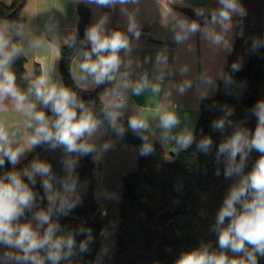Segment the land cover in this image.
<instances>
[{"label": "clouds", "instance_id": "9594fccd", "mask_svg": "<svg viewBox=\"0 0 264 264\" xmlns=\"http://www.w3.org/2000/svg\"><path fill=\"white\" fill-rule=\"evenodd\" d=\"M72 2L113 11L119 7L126 17V27L109 28V14H102L86 28L83 39L75 33L59 45L52 65L42 67L39 75L18 78L13 65L28 51L46 50L51 39H59L57 25L46 24L43 34L32 38L22 23H0V169H5L6 163L11 165L0 172V264H77L76 257L91 251L89 245L94 237L90 227L65 229L59 221L83 202L87 182H82L77 172L80 160L91 156L92 162L99 165L114 147L111 139L100 142L102 137L112 132L123 139L129 131L141 140V157L154 155L157 143L163 150L173 149L171 153L176 156L193 145L206 156L215 149L214 162L223 164L224 178H236L209 228L217 237L218 249L211 242L204 243L182 252L175 264H259L264 258V99L249 111L256 118L254 130L246 126L245 120L232 119V105L213 99L221 86L226 96H237L246 89V83L233 75L242 69L243 56L233 60L230 71H225L226 59L234 51L237 38L244 40L251 54L264 49V37H245L248 12L241 0H215L214 8H194L196 19L170 10L168 29L177 48L194 51L190 41L199 36L214 56L224 58L222 70L213 75L203 72L195 80L185 79L192 74L190 67L173 69L168 57L160 52L143 60L133 56L142 35L133 11H138L141 0ZM64 47L72 49L79 61L76 71L70 68L74 88L64 83L56 68ZM102 86L99 109L96 101H85L80 95ZM189 92L195 95L197 108L204 103L207 109L221 113L211 121L213 132L224 134L232 129L219 144L202 130L197 138L192 118L180 115L182 105L176 100ZM145 94L161 101L154 114L147 116L141 111L144 105L132 101V97ZM209 100L211 104L205 103ZM9 110L20 117L14 131L3 118ZM38 147L61 150L63 175H57L52 164L40 159L39 154L23 168H17ZM253 151L259 156L245 173ZM172 158L168 155L167 159ZM214 175H221L219 167ZM38 177L43 195L35 190ZM101 197L118 198L106 189L97 193V199ZM100 235L107 238L109 232L102 229ZM77 236L84 239L78 243ZM105 257H111L107 243L94 264H103Z\"/></svg>", "mask_w": 264, "mask_h": 264}, {"label": "trees", "instance_id": "16d2710c", "mask_svg": "<svg viewBox=\"0 0 264 264\" xmlns=\"http://www.w3.org/2000/svg\"><path fill=\"white\" fill-rule=\"evenodd\" d=\"M26 3L27 0H13L9 5L0 2V16L8 20V15L15 8L21 6L22 9ZM241 3L248 12L244 20L245 37H264V0H241ZM77 10L79 23L73 35L76 33L78 39H83L86 28L90 26V9L84 4H79ZM22 22L23 18L20 16V23ZM247 48L244 40L237 38L234 51L229 55V63L239 56L244 57L242 69L233 75L237 81L246 83V89L237 96H226L221 86V90L213 99L221 104L232 105L235 108L232 119L237 122L245 120L246 126L254 130L256 118L251 116L249 111L258 100L264 99V49L258 54H251ZM62 51L60 73L64 83L74 88L70 76L74 53L67 47ZM26 63L25 56L13 65L18 78L29 74ZM40 70V65L36 64L34 74L39 75ZM226 71H230L229 66ZM18 83L24 87L19 79ZM102 88L103 86L94 91L80 92V95L85 101H96V107L99 109L98 97ZM205 103L211 104L212 100ZM200 109L201 115L195 127L197 138L202 130L203 134L211 135L214 142L219 144L232 129H227L224 134L213 132L211 121L221 113L207 109L204 103L200 104ZM124 123L126 126V119ZM111 135L118 145L134 146L138 152L141 140L130 131L123 139L117 138L112 132ZM44 148H36L27 159L17 165V168H22L33 155ZM258 156L259 153L255 151L251 153L245 173L251 170ZM214 157L215 149L211 155L206 156L197 152L193 145L169 161L159 143L156 144L154 155H138L137 171L125 174L123 178L120 220L115 227L106 224L95 199L97 165L92 162L91 156L82 158L77 172L80 180L87 182V189L82 194L83 202L59 222L65 229H75L81 225L92 229L94 242L89 245L91 251L84 254V264H94L96 255L105 243L110 245L111 257H105L103 264H175L182 252L204 243L211 242L212 247L218 249L217 237L209 228L215 223L216 213L236 178L226 180L223 176V164L217 165ZM217 167L221 169V175L218 177L214 175ZM10 168L11 165L6 163L5 169H0V172ZM39 179L38 177L35 190L43 195ZM102 229L115 231L118 235V245H114L109 237H102ZM76 239L80 241L84 237L77 236ZM229 255L232 253L229 252ZM259 264H264V258L259 260Z\"/></svg>", "mask_w": 264, "mask_h": 264}, {"label": "crops", "instance_id": "0c3cea01", "mask_svg": "<svg viewBox=\"0 0 264 264\" xmlns=\"http://www.w3.org/2000/svg\"><path fill=\"white\" fill-rule=\"evenodd\" d=\"M70 1L72 2V0ZM169 1L170 0H166V2L164 0H141V3L137 6L138 11H133L135 22L141 25L142 28V35L138 41V47L133 53V56L143 60L145 56L154 58L156 52H160L163 56L168 57L169 64L173 69L179 67L191 68V76L186 77L185 79L195 80L203 72H208L209 75L215 74V72L220 70L221 59L218 56H214L208 50V48L201 42L199 36L195 37L193 41H190V44L194 47V51L192 52L186 51L183 47L177 48V46L172 43L171 33L168 29L169 13L172 8L176 12H180L177 8H174ZM0 2L7 4L9 1L0 0ZM183 2L185 8L200 7L207 9L215 7V0H183ZM62 3L64 4L62 0H28L26 5L21 9V12L23 9L26 11L24 16H21L20 12V16L23 18L22 24L24 25L25 32L32 38L43 34L45 25L48 23H54L57 25V35L59 37V39H51L46 50L38 53L32 52L31 58H33V62L30 63L31 65L29 64V68L27 67L29 74H31L29 70L33 68L34 63L40 64L41 68L52 65L55 57L58 55V46L62 45L68 37L73 35L74 29L79 23L78 5L72 2L73 6H69L67 9L61 5ZM87 7L90 9V25L95 23L102 14L107 13L109 14V28L119 27L123 29L126 27V17L121 14L119 7H117L115 11L108 8L97 9L95 6ZM184 16L191 19L186 13H184ZM6 22H8V20L1 16L0 23ZM150 22H152V25ZM25 23H29V26H25ZM148 32H150V34H147ZM78 63L79 61L74 57L72 62L73 71L77 70ZM145 67L150 68L151 65H146ZM56 68L61 75L60 60L57 61ZM175 78L177 80L180 79L179 76ZM102 90L103 88L100 90V95ZM132 101L138 105H144L141 111L146 116L154 114L155 110L159 108L161 103L159 98L148 96V94L140 97H132ZM176 102L182 105L180 115L182 117L189 115L192 118V123L195 128L201 115L200 105L197 108L195 95L189 92L186 96L177 98ZM13 114L19 117L18 113ZM109 139L114 141L113 149L104 155L103 161L99 165L96 164L95 199L99 205V210L103 209L101 199H97V185L100 178V168L102 163L105 161L106 164L109 166L111 165L121 174L135 172L138 169V152L136 147L118 145L112 137L111 132L102 137L100 142ZM172 150L173 149L171 148L165 150L166 159L167 155L172 156V159H174L176 155L171 153ZM45 155L47 156L46 160L52 164L53 169L57 170L61 167L59 165L62 159L61 150L48 151L44 149L39 154V157H44ZM111 158H115V160ZM106 217L107 215L103 216L104 219ZM110 233H113V231L109 232V235ZM80 263L81 255L78 258V264Z\"/></svg>", "mask_w": 264, "mask_h": 264}, {"label": "rangeland", "instance_id": "374dc122", "mask_svg": "<svg viewBox=\"0 0 264 264\" xmlns=\"http://www.w3.org/2000/svg\"><path fill=\"white\" fill-rule=\"evenodd\" d=\"M8 1L9 2L7 4L9 5V4L12 3L13 0H8ZM62 1L64 2V4L63 3L61 4L63 7H66L67 8L69 6H73V4H72V2L70 0H62ZM164 1L166 2V0H164ZM169 2L172 3V5H173L174 8H177V10L181 14L184 15V13H185L183 11V9L185 8L184 2H182V4L179 3L178 0H170ZM192 9H194V8H192ZM25 14H26V11L23 9L22 12H21V16H24ZM25 26H29V23H25ZM31 55H32V51H28L26 53V57H27L26 68L27 67L29 68V64L31 62H33V58H31ZM218 57H220V59H221L220 70H222L223 69V65H224V58H223L222 55L221 56H218ZM36 64H38V63H34L33 64V68L31 70H29L30 73H34L35 65ZM228 66H229V56L226 59L225 71H226V68ZM40 68H41V66H40ZM13 113H16V112L9 110L8 112L3 113V118H4V120H5L6 123H8L9 125L12 126L11 129H10L12 131L15 130L16 125H17V123L19 122V119H20V117L14 115ZM42 151H40V152L36 153L35 155H33L27 161V163L25 165H27L37 154H40ZM31 153H29L26 156V158L22 159L21 162L24 161L25 159H27L30 156ZM39 158L46 160L47 159V156L46 155L44 157L40 156ZM167 158H168V155H167ZM111 159L115 160V158H111ZM167 160H169V159H167ZM59 165L61 166L60 168H58L57 170H55V169H53V170L57 173V175H63V170H62L61 163ZM124 175L125 174L118 173L117 170H115L111 165L109 166L108 164H106L105 161L101 165V168H100V178H99L98 185H97V188H98L97 193L100 192L101 190H105L106 189L109 192L115 193L116 196L118 197L117 199H112V200H106L103 197L100 198L101 199V203L103 205V208L107 209V211H108L107 217L105 218L106 224L108 226H117L119 224V220H120V201H121L120 196L122 194ZM108 237H109L110 241L114 245H118V235H117V233L115 231H113V233H110V235ZM78 258H79V256L75 258L77 264H78ZM82 260H83V262H82ZM80 264H84L83 254L81 255V263Z\"/></svg>", "mask_w": 264, "mask_h": 264}, {"label": "water", "instance_id": "95a60500", "mask_svg": "<svg viewBox=\"0 0 264 264\" xmlns=\"http://www.w3.org/2000/svg\"><path fill=\"white\" fill-rule=\"evenodd\" d=\"M194 9L192 8H184L183 11L188 14L191 19H196L195 15H194ZM20 12H21V6H18L17 8H15L9 15H8V21L9 22H18L20 23ZM231 63H229V67H230Z\"/></svg>", "mask_w": 264, "mask_h": 264}, {"label": "built area", "instance_id": "2783aa9c", "mask_svg": "<svg viewBox=\"0 0 264 264\" xmlns=\"http://www.w3.org/2000/svg\"><path fill=\"white\" fill-rule=\"evenodd\" d=\"M150 24L152 25V22H150ZM147 34H150V32H148ZM100 213L102 216H106L108 214V211H107V209L103 208L100 210ZM102 213H104V214H102Z\"/></svg>", "mask_w": 264, "mask_h": 264}]
</instances>
